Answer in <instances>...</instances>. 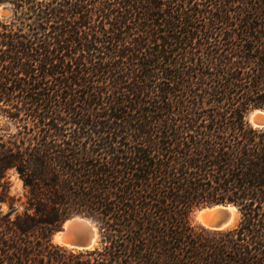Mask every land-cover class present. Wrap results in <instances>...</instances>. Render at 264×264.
<instances>
[{
	"label": "trees",
	"instance_id": "16d2710c",
	"mask_svg": "<svg viewBox=\"0 0 264 264\" xmlns=\"http://www.w3.org/2000/svg\"><path fill=\"white\" fill-rule=\"evenodd\" d=\"M0 6V264H264V0ZM75 215L94 247L53 242Z\"/></svg>",
	"mask_w": 264,
	"mask_h": 264
},
{
	"label": "water",
	"instance_id": "95a60500",
	"mask_svg": "<svg viewBox=\"0 0 264 264\" xmlns=\"http://www.w3.org/2000/svg\"><path fill=\"white\" fill-rule=\"evenodd\" d=\"M2 10L9 11V8L2 6ZM251 122L255 126H264V111L254 109L250 113ZM223 206L205 215V226L214 230H228L239 224L238 214L240 213L236 205L231 203L205 205L206 207ZM229 206L236 208V211L229 209ZM99 231L93 221L83 215H75L66 220L61 229L54 234L57 243L76 249H88L98 242Z\"/></svg>",
	"mask_w": 264,
	"mask_h": 264
},
{
	"label": "rangeland",
	"instance_id": "374dc122",
	"mask_svg": "<svg viewBox=\"0 0 264 264\" xmlns=\"http://www.w3.org/2000/svg\"><path fill=\"white\" fill-rule=\"evenodd\" d=\"M9 15H10V9H9V11H6V10L3 11L2 6H0V18H6ZM250 113L251 112H249V114H248V119L251 121ZM5 123H6V120L0 116V125L5 126L6 125ZM11 180H12L11 195L15 196V200H14L15 206L17 207L18 211L21 212L24 209L25 201H26V199L24 197V194H25L24 186H23L22 181L20 179H18L16 175H13ZM9 207H10L9 201H5V202L0 203V210L8 211ZM203 207L204 206H200V207L195 208L193 213H192V219H193V223L195 226L206 227L199 217V211L202 210ZM240 219H241V215L239 213L238 214L239 222H240ZM53 242L57 243L54 239V235H53Z\"/></svg>",
	"mask_w": 264,
	"mask_h": 264
},
{
	"label": "bare ground",
	"instance_id": "6f19581e",
	"mask_svg": "<svg viewBox=\"0 0 264 264\" xmlns=\"http://www.w3.org/2000/svg\"><path fill=\"white\" fill-rule=\"evenodd\" d=\"M223 206H214V207H206V208H203L202 210L199 211V217L200 219L202 220L203 224L205 225L206 224V221H205V215L209 212H212L214 211L215 209L217 208H221ZM229 209L233 210V211H236V208L233 207V206H229L228 207Z\"/></svg>",
	"mask_w": 264,
	"mask_h": 264
}]
</instances>
